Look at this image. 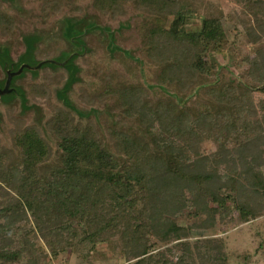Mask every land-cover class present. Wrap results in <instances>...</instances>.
<instances>
[{"label":"trees","instance_id":"1","mask_svg":"<svg viewBox=\"0 0 264 264\" xmlns=\"http://www.w3.org/2000/svg\"><path fill=\"white\" fill-rule=\"evenodd\" d=\"M18 1L27 15L58 17L54 30H20L30 58L41 50L40 58L53 57L56 44L42 46L54 42L57 27L66 47L53 58L69 57L86 30H100L89 9L114 18L133 9L140 17L132 24L136 39L126 42L122 56L137 50L135 60L150 77L130 82L123 66L92 56L72 71L56 65L29 71L25 89L35 118L21 117L26 111L18 102L7 110L3 132L11 146L0 141V195L9 198L0 201V219L16 221L28 209L40 229L53 230L52 249L73 244L82 264H92L89 253L103 246L115 248L127 264H230L224 242L204 236L229 205L244 223L264 214V178L252 184L261 204L244 201L251 178L224 158L264 140V68L250 54L235 65L218 62V54L236 52L223 20L204 17L192 28L180 0H44L32 8L35 0H0L3 51L14 41L6 38L17 30L10 7ZM241 5L240 24L255 38L253 23L264 26V0ZM173 16L181 25L176 31L169 27ZM124 26L115 30L121 38ZM110 48L115 59L120 51ZM210 141L217 150L206 154ZM73 224L81 232L71 241L66 233ZM20 231L0 222V264H52Z\"/></svg>","mask_w":264,"mask_h":264},{"label":"rangeland","instance_id":"2","mask_svg":"<svg viewBox=\"0 0 264 264\" xmlns=\"http://www.w3.org/2000/svg\"><path fill=\"white\" fill-rule=\"evenodd\" d=\"M45 2L46 1L44 0L29 1L28 6L32 8L38 3L42 5ZM180 2L181 5L184 6V11L187 12V14H189L193 19L192 23L194 25L191 26L192 28L200 27L201 20L204 17H218L223 20L233 49L236 47V52L234 53L233 51L235 50H233L229 54V57L226 53L218 54V62L227 61L229 64L235 65L240 55L250 54L252 60L264 68V26L261 27V25H256L253 23L255 38L248 35L246 29L240 24V16H242L241 0H180ZM16 3L18 7H10L11 12L13 14L20 13L25 15V13L22 12L24 9L21 8V2L18 1ZM88 12L92 15H96L98 19V25L106 28V30L103 29L101 31L88 33L84 37L86 43L90 44L93 48V53L91 54L92 58L96 59L98 57V53L102 51L105 55L103 60L106 64L111 63L108 61L109 58V60L114 61L113 65L119 67L123 66L130 73V82L139 84V82H144L145 79H149L150 76L147 73V66L135 60L137 56V50L134 51V57L129 59L123 58V52L117 53L115 59H112L110 49L108 48L109 38L107 35L109 34V31L114 32L117 42L118 44L120 43L122 48H125V45L129 46L126 42H131L132 40L136 39V36L132 35L134 32L132 24L134 26L140 17L133 16L135 11L133 9H129L127 14L117 18L111 16L100 17L92 9H89ZM24 18H26L27 21H20L22 24L32 23L31 27L25 30H30L34 27V25L39 24L35 14H28ZM32 18L35 19L37 24L32 22ZM57 19L58 17L54 16L45 26H38L44 28L45 30H54ZM130 21L131 25L129 26ZM122 24H125L123 27V38L117 36L115 33V30ZM169 27L173 31L181 28L180 21L177 16L170 18ZM56 36L59 38L62 37V35L58 34H56ZM56 36L54 35V39ZM253 39H256L257 42L253 41ZM13 40L14 41L12 45H14L15 51L20 52L18 55H15L16 53L14 51V64L2 62L3 60H6V58L2 52L3 48L0 47V61L2 62H0V64H4V66L0 68V87L6 84V79H8L9 73H18L21 66L26 63V47L21 41L20 35L18 38ZM73 40L76 41L77 38H73ZM58 42L61 48H65V43L62 39H60ZM44 46L45 45L42 47L44 48ZM137 57L141 58V56ZM59 60L62 59L59 57ZM42 62L44 61L36 64L37 62L35 61V64L33 65H42ZM146 64L148 63L146 62ZM61 65L65 67L68 66L67 63ZM43 69L51 68L50 65H48ZM27 71L21 76H15L11 83L15 91L19 93L16 94L13 92L12 95H19L20 97L11 96L8 103L6 104L0 101V141L6 145L9 144L11 146L10 135L3 133L5 131L4 129L9 125L10 119L7 112L8 109L18 107V102H20L22 110L26 111V115H21V117H26L29 121L32 119L34 120L35 118V113L30 110L32 108L29 106H32V104L28 100L25 89L28 87V84L31 81V72ZM145 84L149 88L151 87L149 83L146 82ZM76 86H80V83H77ZM191 98L192 97H188L185 104H188L191 101ZM50 109L51 108L47 106L46 113L48 116ZM48 116L46 118H48ZM36 124L40 125V122L38 121ZM216 150L217 144L214 141L208 142L205 146L206 154ZM224 158H227V160L230 161L231 167L235 168L236 165H238L239 173L241 175L246 174L251 178L250 183L246 185L248 187L247 191L245 193L241 192L240 198L244 201L253 198L254 204L257 206L261 204L258 195L256 196L257 193H254L252 184L255 180V177L261 176L264 178V140L252 141L246 144L245 148L241 152L236 153L234 150L231 156L225 155ZM0 201L7 203L9 198L0 195ZM229 206L230 207L228 208H222L221 213L217 217L218 220L216 226L205 233L204 239L222 240L226 246V250L224 251L229 255L230 264H264V214H261L259 218H256L251 222L244 223L240 212L235 207L231 205ZM20 212H22V210H20ZM23 214L24 218L22 217L23 215H21L19 218H16V221H13L8 217H4L0 219V222L9 228L13 226L20 228L21 231L19 234L27 232L32 238L31 244L36 249H39V255L48 256L52 264H82L80 251L77 249V247L71 244L67 248L60 246L59 249L53 250L49 243L51 236H53V230L51 229L48 231L40 229L35 216L30 213L28 209H26ZM77 231L80 233L81 227L77 224L71 225L69 231L66 233V238L72 241ZM118 240L119 237L117 241ZM189 241L194 243L195 240L190 239ZM216 245L219 246V244ZM84 252L86 253L87 249H84ZM88 256L92 261V264H127L122 254L117 252L115 248H108L107 246L100 247V249L90 252ZM196 264L204 263L197 260Z\"/></svg>","mask_w":264,"mask_h":264},{"label":"flooded vegetation","instance_id":"3","mask_svg":"<svg viewBox=\"0 0 264 264\" xmlns=\"http://www.w3.org/2000/svg\"><path fill=\"white\" fill-rule=\"evenodd\" d=\"M26 16H27V14H25V15H22L20 13L13 14V17H14V20H15L14 23H16L17 30H16V33L8 35L6 39H8V38H12V39L18 38L19 35H20V30L21 29H29L31 27L32 23H24V24L21 23V22H26L27 21L26 18H24ZM51 18H52V16H46L43 13H39V14L36 15V19H37L39 24L36 23L34 18H32V22L34 24H37L35 26H38V25L39 26H45L51 20ZM97 26H98L97 28H100L99 31H101L103 29L106 30V28L101 26V25L97 24ZM55 31H56V34L60 35V33H59L60 28L57 27ZM56 34H54V35L56 36ZM86 34H87V30L85 31L84 35H86ZM109 34H111V38H109L108 48L111 49L110 48V44H113L120 52H124V49H127V46L125 45V48H122L120 43L118 44V42L116 40V37L114 36V33L112 31H109ZM60 39H62V38H59V37L56 36L55 39H54V42L52 41L48 45H45L43 50L46 47H48V46L50 47V46H53V44L54 45L56 44V47L52 48L53 49L52 50L53 57L56 56L62 49H64V48H61V46H60V44L58 42ZM72 41H74V40H72ZM83 41L82 42L80 41L78 49H75V51L73 53L70 52L71 53L70 56L66 57V58L63 57L62 60L53 58L52 56H48V55H44V56H42L40 58V55H41V52H42V50H41L40 53L36 54V57H33V58L25 57L26 63L27 64H35L34 62L36 61L37 62L36 64H38L39 62L44 61V62L41 63V64H45L43 66L56 65L58 67V71H61L62 68L65 69V68H68L69 66H71L68 69H71V71H72V69L74 67L73 64H84V58L86 56H91V51L93 50L92 46L90 44H89V46H87V44L85 42H83ZM63 42L65 43V47H66V42L64 40H63ZM4 49L5 50L3 51V54H4V57L6 58V60H3L2 62L8 63V64H14V61H15L14 60L15 56L13 54L14 51H15L14 45H12V46H9V45L6 46L5 45ZM84 49H85V51H84ZM19 50H20V46H19ZM89 50H90V52H89ZM15 53H16L15 55H18L20 52L15 51ZM104 56H105L104 53L101 51V52L98 53V57L96 59H98V61L103 60ZM70 61H71V63H70ZM64 63H67L68 66L65 67V66L61 65V64H64ZM3 66H4V64H3ZM42 68H44V67H41L40 69H42Z\"/></svg>","mask_w":264,"mask_h":264},{"label":"water","instance_id":"4","mask_svg":"<svg viewBox=\"0 0 264 264\" xmlns=\"http://www.w3.org/2000/svg\"><path fill=\"white\" fill-rule=\"evenodd\" d=\"M43 65L44 64L38 65V66L33 65V64H23L18 73L17 72L9 73L8 79H6V81H7L6 84L4 86L0 87V101L2 103L6 104V103H8L11 96L20 97L19 95H12L13 92H15L16 94H19L17 91H15V89L12 87V84H11L14 77L17 75L21 76L22 74L26 73L27 70H30V71L39 70L41 67H43ZM27 72H29V71H27ZM0 127H1V125H0Z\"/></svg>","mask_w":264,"mask_h":264}]
</instances>
